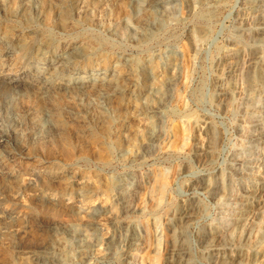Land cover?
Wrapping results in <instances>:
<instances>
[{
    "label": "rangeland",
    "instance_id": "obj_1",
    "mask_svg": "<svg viewBox=\"0 0 264 264\" xmlns=\"http://www.w3.org/2000/svg\"><path fill=\"white\" fill-rule=\"evenodd\" d=\"M5 2L6 11H0V75L26 71V80L36 75L32 68L38 59L35 53L29 59L21 58L23 55L18 52L4 55L5 46L1 39L10 40L18 33L19 39L25 44H49L51 53L59 54L71 45H78L84 55L79 67L90 72L82 75L90 82L85 87L89 95L85 102L87 100L90 108L101 92L98 81L94 82L92 75L98 79L99 72H115L114 81L125 89L111 98L113 108L122 119L111 128L93 109H90L88 119L80 112L81 106L65 96V91H57L43 98L38 96V89L34 88L23 96L12 97L9 94L8 99L5 98L7 102L0 103V113L3 112L0 121L5 120L9 112L10 115L14 112L19 120L24 122L25 118L26 121L18 128L25 137L20 134L18 144H15V158L5 164L3 169L9 174H0V210L13 216L10 219L13 222L5 219L3 214L0 216V225L8 226L11 231L0 237V264L33 263L40 249L50 252L46 256L52 260L51 264H167L172 249L171 233L178 230L181 224L174 213L182 208H194L197 213L196 217L185 218L181 224L187 234L188 248L185 251L190 257L193 256L194 264H223L217 254L241 250L260 252L264 257V240L260 239L258 229L254 227L249 238L238 244L221 240L213 248L209 245L208 233L216 231L218 226L226 228L225 223L220 224V221L231 218L224 219L222 216L224 207L219 203L218 193V196L212 195L200 188V184L209 178L222 180L229 193L240 190L247 182L255 183V179L251 182L237 179L238 168L247 159L260 163L264 170V138L261 136L264 129V93L249 83L251 73H264V35L261 33V28H264V0H173L167 7L170 14L173 12L170 16L172 19L169 18L159 30L151 31V36L142 42L139 39L140 21L148 18L144 3L134 8L128 0H40V12L36 14L37 17L35 15L33 22L27 23L10 14L18 7L19 0ZM250 2L257 3V11L253 16H247V4ZM67 14L69 17L65 16ZM194 33L202 37L196 44L192 41ZM233 51L239 52V55H232ZM174 60L176 66L173 65ZM234 60L239 61L240 67H227ZM129 66H132L131 69ZM150 68L154 71L153 79L147 81L146 74ZM132 70L137 71L134 73ZM176 72L178 75L175 80H178L169 91L171 100L167 101L166 111L163 110L161 117H153L154 122L143 114L149 84L164 92L165 81ZM261 77L259 86L264 84V74ZM221 84L235 87L236 102L232 103L227 97L217 95ZM251 93H255L256 98H249ZM43 113L53 114L52 121H55L51 127L47 126L45 135H35L30 139L26 134L30 119L38 118ZM28 118L29 122L26 120ZM196 120L206 124L196 130L193 125ZM151 128L154 132L165 131V134L158 143L141 149ZM210 129L216 139L215 147L210 154L200 155L194 149L195 143L199 140L206 144ZM124 182L135 183L128 197L131 205L128 212L123 211L118 199L117 188ZM163 182L166 187L160 192L159 187ZM261 204L254 201L250 209H257ZM23 228L26 233H20ZM16 231L22 236L18 241L15 238ZM64 231H69L73 237ZM155 232L161 238L159 241L153 239L152 234ZM130 233H135L141 240L131 248L125 242ZM23 243L27 244L24 248ZM13 244H16L15 247ZM156 244L161 245V249ZM69 248L73 249L70 251ZM127 248L132 251L129 256L125 254ZM83 253L85 256L80 255Z\"/></svg>",
    "mask_w": 264,
    "mask_h": 264
},
{
    "label": "bare ground",
    "instance_id": "obj_2",
    "mask_svg": "<svg viewBox=\"0 0 264 264\" xmlns=\"http://www.w3.org/2000/svg\"><path fill=\"white\" fill-rule=\"evenodd\" d=\"M100 1V0H99ZM108 1V0H107ZM123 1V0H122ZM186 1V0H185ZM50 2V1H49ZM72 2V0H71ZM173 0H128V3L134 8H137L141 3H144V9L146 10L147 17L148 18H143L142 21H140V41H144L146 39L149 38V36H151V31L161 28L166 22L167 20L170 18V16H172L171 14L173 13H169V11L167 10V7L170 3H172ZM219 2V1H218ZM40 0H19V5L18 7L15 9V11H12L10 14L13 17L16 18H21L24 21H26L27 23L29 22H33V19L37 17V13L40 12ZM48 4V3H47ZM71 4V3H70ZM183 4V3H182ZM54 5V4H53ZM63 5V4H62ZM188 5V4H187ZM172 6V5H171ZM174 6V5H173ZM183 7V6H182ZM193 7V6H192ZM7 8V4L5 2V0H0V11H6ZM48 8V7H47ZM62 8V7H61ZM76 8V7H75ZM74 8V9H75ZM186 8V7H184ZM183 8V9H184ZM80 9V8H79ZM78 9V10H79ZM88 9V8H87ZM143 10V8H141ZM190 9V8H188ZM77 10V11H78ZM82 10V9H80ZM79 10V11H80ZM84 10V9H83ZM177 10V9H176ZM186 10V9H185ZM76 11V12H77ZM78 11V12H79ZM257 11V3L256 2H250L247 4V16H253ZM77 12V13H78ZM82 12V11H81ZM85 12V11H84ZM1 13V12H0ZM6 12H4L5 14ZM73 13V12H72ZM57 14V13H56ZM175 14V12H174ZM6 15V14H5ZM36 15V17H35ZM246 15V14H245ZM44 16V15H43ZM66 17H69V15H65ZM56 17V16H55ZM249 18V17H248ZM248 18L246 20H248ZM9 19V18H8ZM73 19V18H72ZM172 19V18H170ZM245 20V21H246ZM12 21V20H11ZM19 22V21H18ZM75 22V21H74ZM169 23V22H168ZM36 25V24H35ZM165 26V25H164ZM137 27V26H136ZM22 28V26H21ZM25 28V27H23ZM28 30V28H26ZM31 29H34V27H32ZM200 29V28H199ZM137 30V29H135ZM139 30V29H138ZM13 31V30H12ZM18 31V30H17ZM22 31V30H21ZM10 32V31H9ZM8 32V33H9ZM19 32V31H18ZM197 32V31H196ZM199 33V31L197 32ZM194 33L192 36V41L194 44H196L197 42H199L200 40H202V37L197 34ZM261 33L264 35V28H261ZM201 34V33H200ZM19 34L16 33L13 35V38L11 36L12 39L8 40V39H1V43L2 45L5 46L4 50V55H8L11 52H18L19 54H22L23 56L21 58L23 59H29L30 56H32V54L34 55V53L37 55L38 59L36 60V62L34 63L35 65L32 67L34 68V71H36V75L33 76L34 78H32L31 80H26V71H21L22 73H11V74H6V75H0V103H3V101L5 102V98L8 97V95L10 94L12 97L15 96H23L25 94H27L28 92H31V90H33L34 88H37V94L39 97H45L48 96L50 94H55L57 91H65L68 98L72 99L73 101H75L78 105L81 106L80 108V112L84 113L86 115V117H89V114H91L90 109L95 110L98 113V117L102 120H105V123L107 122V124H109V128L114 127L113 125L115 123H117V121H119L121 119V115L117 112V110L115 108H113L112 104H111V98L113 99V97L117 96L119 93H121L125 88L119 84H117L114 80L115 79V72L109 71L107 73V71L105 72H99L97 73L98 75V79L93 77L92 75V79L94 80V82L98 81L99 86L100 87V94L98 95V98L90 105H93L92 108L89 107V104L85 102V99L87 97H89V95L86 94L85 92V87L88 86V84L90 83L89 81L85 80L83 78L82 75L86 74V73H90L89 71H85L84 69H81L80 66V61L84 59V55L82 54V51H80L78 49V45H71L69 48L63 50L61 53L56 54V53H51V50L49 49V44H46L47 46H42V45H36V43H32L31 44H25L23 43L18 36ZM29 35V34H28ZM156 35V34H155ZM256 35V34H255ZM154 36V35H153ZM9 37V36H8ZM30 38V37H29ZM135 38V36H134ZM136 39V38H135ZM33 41V40H32ZM137 41V40H136ZM26 42V41H25ZM46 43V42H45ZM52 43V42H51ZM41 44V43H40ZM80 44V43H79ZM142 44V43H140ZM143 45V44H142ZM1 46V45H0ZM193 46V45H192ZM194 47V46H193ZM240 47V46H239ZM1 48V47H0ZM4 48V47H3ZM195 48V47H194ZM241 48V47H240ZM83 49V47L81 48ZM2 50V49H1ZM87 52V51H86ZM2 53V51H1ZM181 54V53H180ZM93 55V53H92ZM91 55V56H92ZM159 55V54H158ZM232 55L234 56H238L239 52L237 51H233ZM90 56V57H91ZM10 57V56H9ZM175 57V56H174ZM242 57V56H241ZM244 57V56H243ZM7 58V57H6ZM36 58V57H35ZM125 58V57H124ZM154 58V57H153ZM180 58V57H178ZM239 58V57H238ZM121 59V58H120ZM126 59V58H125ZM128 59V58H127ZM126 59V60H127ZM177 59V58H176ZM225 59V58H224ZM237 59V58H236ZM235 59V60H236ZM9 60V59H8ZM22 60V59H21ZM87 60V59H86ZM161 60V59H160ZM233 61V62H229V65L227 67H233V66H238L240 67V63L239 61ZM117 61V60H116ZM190 61V60H189ZM27 62V61H26ZM154 62V61H153ZM179 62V61H178ZM184 62V61H183ZM228 62V61H227ZM264 62V61H263ZM32 63V62H31ZM128 64V62H126ZM176 61L174 60L173 65L176 66ZM180 63V62H179ZM122 64V63H121ZM131 64V63H130ZM166 64V63H165ZM12 65V64H11ZM24 65V64H23ZM120 65V64H119ZM132 65V64H131ZM220 65V64H219ZM226 65V64H225ZM241 65H243V63H241ZM159 66V65H158ZM167 66V65H166ZM165 66V67H166ZM244 66V65H243ZM130 67V66H129ZM132 67V66H131ZM130 67V69H131ZM178 67V64H177ZM11 68V67H10ZM117 68V67H116ZM128 68V66H127ZM154 68V67H153ZM176 68V67H175ZM12 69V68H11ZM133 69V68H132ZM167 69V68H166ZM232 69V68H231ZM235 69V68H234ZM18 70V69H17ZM114 70V69H113ZM123 70V69H122ZM121 70V71H122ZM155 70V69H154ZM169 70V68H168ZM167 70V71H168ZM175 70V69H174ZM134 71V70H132ZM137 71V70H136ZM134 71V73L136 72ZM145 71V70H144ZM170 71V70H169ZM119 72V71H118ZM153 70L150 68L146 74V79L147 81H152L153 79ZM174 72V71H172ZM171 72V73H172ZM34 73V72H33ZM83 73V74H82ZM130 73H133L130 71ZM177 73V72H176ZM240 73V72H239ZM262 73V71H261ZM120 74V73H119ZM143 74V73H142ZM156 74V73H155ZM264 74V73H263ZM262 74V75H263ZM69 76L68 78H66V76ZM121 75V74H120ZM129 75V74H128ZM163 75V74H162ZM177 74H172V76L170 78H168L164 85L165 91L161 92L159 89H155L154 86L152 84H149L148 87V91H149V95L146 99V103L143 106V114H145L146 116H148L151 120H154L153 117H161L163 115V110H165V106L167 104L169 99V91L170 89L175 85L176 81L175 80L177 77ZM259 72H253L249 75V83L251 85H254L257 88V91L259 92H263L264 93V84L259 86V81H260V77L262 76ZM85 76V75H84ZM142 76V75H141ZM144 76V75H143ZM161 76V75H160ZM139 77V76H138ZM157 77V76H156ZM165 77V76H164ZM83 78V79H82ZM166 78V77H165ZM262 78V77H261ZM87 79V78H86ZM131 79V78H130ZM127 79V80H130ZM144 79V77H143ZM59 80V82H57ZM122 80V79H121ZM139 80V79H138ZM155 80V79H154ZM160 81V80H159ZM130 82V81H129ZM135 82V81H134ZM140 82V81H139ZM145 82V81H144ZM217 82V81H216ZM222 82V81H221ZM128 83V82H127ZM219 83V82H218ZM129 84V83H128ZM136 84V83H135ZM130 85V84H129ZM144 85V84H143ZM160 85V86H161ZM96 86V85H95ZM90 87V86H89ZM129 88V87H128ZM92 89V88H91ZM97 89V88H96ZM127 89V88H126ZM136 89V88H135ZM239 89V88H238ZM216 90V88H215ZM35 91V90H34ZM98 91V90H97ZM129 92V91H128ZM241 92V91H240ZM90 93V92H89ZM131 93V92H130ZM144 94V93H143ZM172 94V93H171ZM31 95V94H28ZM123 95V93H122ZM125 95V94H124ZM129 95V94H128ZM217 95L219 97H227L229 99L230 102L234 103L236 102L237 98V91L235 89V87L233 85H224L221 84L218 86L217 89ZM92 96V95H91ZM135 96V95H134ZM140 96V95H139ZM256 94L255 93H251L249 98H256L255 97ZM11 97V98H12ZM29 97V96H28ZM31 97V96H30ZM129 97V96H128ZM216 97V96H215ZM239 97V96H238ZM23 98V97H22ZM92 98V97H91ZM126 98V97H125ZM130 98V97H129ZM136 98V97H135ZM143 98V97H142ZM146 98V97H144ZM8 99V98H7ZM120 99V98H119ZM139 99V98H138ZM11 100V99H10ZM9 100V101H10ZM13 100V98H12ZM11 100V101H12ZM49 100V99H47ZM46 100V101H47ZM51 100V99H50ZM55 100V99H54ZM115 100V99H114ZM118 100V99H117ZM227 100V99H226ZM254 100V99H253ZM15 101H18L15 100ZM72 101V102H73ZM128 101V100H127ZM145 101V99H144ZM7 102V101H6ZM126 102V101H125ZM171 102V101H170ZM45 103V101L43 102ZM74 104V103H73ZM125 104V103H124ZM4 105V104H3ZM127 105V104H126ZM6 106V105H4ZM3 106V107H4ZM46 106V105H45ZM64 106V105H63ZM79 106V107H80ZM2 107V108H3ZM11 107V106H10ZM58 107V106H57ZM60 107V106H59ZM142 107V105H141ZM140 107V108H141ZM9 108L8 106L6 107V109ZM12 108V107H11ZM66 108V107H65ZM68 108V107H67ZM66 108V109H67ZM124 108V107H123ZM1 109V108H0ZM5 109V110H6ZM48 109V108H47ZM54 109V108H53ZM58 109V108H57ZM4 110V109H3ZM8 110V109H7ZM6 110V112H7ZM12 110V109H11ZM31 110V109H30ZM36 110V109H35ZM34 110V111H35ZM14 111V110H13ZM29 111V110H28ZM37 111V110H36ZM61 111V110H60ZM64 111V110H63ZM92 111V110H91ZM166 111V110H165ZM5 112V113H6ZM12 112V111H11ZM26 112V111H25ZM49 112V111H48ZM52 112V111H51ZM77 112V111H76ZM250 112V110H249ZM3 113V112H1ZM0 113V114H1ZM68 113V112H67ZM72 113V112H71ZM70 113V114H71ZM7 114V113H6ZM5 114V115H6ZM13 115H10L9 112V116L5 117V120L0 121V174H9L6 173L3 169L5 164H9L10 161H12L15 157L14 155V149H15V144L17 142H19V137L20 134L24 135L25 134L21 131V133H19V127L22 123L26 122L25 118H23L24 122L19 120L18 117H16L14 115V112L12 113ZM64 114V113H63ZM78 114V112H77ZM24 115V114H22ZM28 115V114H27ZM26 115V116H27ZM52 115L50 113H43L41 114L38 118H34V119H30L31 123L29 124L30 127L28 130L24 129L27 131V135L28 137H34L35 135H45L47 133V130H45L46 128H48L47 126L50 125L51 127V123L53 124L55 120L52 121ZM7 116V115H6ZM18 116V114H17ZM56 116V115H55ZM68 116V115H67ZM66 116V117H67ZM71 116V115H69ZM3 117V116H2ZM23 117V116H22ZM25 117V116H24ZM30 117V116H29ZM79 117V116H78ZM21 118V116L19 117ZM27 118V117H26ZM55 118V117H54ZM58 118V117H57ZM68 118V117H67ZM7 119V120H6ZM69 119H71L69 117ZM78 119V118H77ZM29 122V118L26 119ZM122 120V119H121ZM150 120V121H151ZM262 120V119H261ZM149 121V120H148ZM149 121V122H150ZM157 121V120H156ZM72 122V121H71ZM79 122V121H78ZM81 122V121H80ZM155 122V120H154ZM154 122L152 121V125H154ZM66 123V122H65ZM86 123V122H85ZM90 123V122H89ZM88 123V124H89ZM100 123V122H99ZM79 124V123H78ZM83 124V123H82ZM92 124V123H91ZM121 124V123H120ZM159 124V123H158ZM202 124H206L204 123V121L202 122ZM201 122L199 120L194 121V126L196 128V130H199V126L202 125ZM27 125V124H26ZM25 125V126H26ZM55 125V124H54ZM85 125V124H84ZM118 125V124H117ZM126 125V124H125ZM192 125V126H193ZM23 126V125H22ZM21 126V128H22ZM83 126V125H82ZM99 126V125H98ZM106 126V125H105ZM107 126V127H108ZM119 126V125H118ZM121 126V125H120ZM262 126V125H261ZM28 127V126H27ZM57 127V126H54ZM79 127V126H78ZM117 127V126H116ZM156 127V126H155ZM159 127V126H158ZM157 127V128H158ZM212 127V126H211ZM83 128V127H82ZM81 128V130H82ZM189 128V127H188ZM207 128V126H206ZM150 129V128H148ZM156 129V128H155ZM263 129V128H262ZM55 130V129H54ZM80 130V129H79ZM97 130V129H96ZM108 130V129H107ZM118 130V129H116ZM154 129L151 128V131L149 132V136L147 137V139H145V142H141L143 143L141 146V149H147L149 146H151L154 143H158L161 138L163 137V135L165 134L163 131L161 132H154ZM201 130V127H200ZM121 131V130H120ZM149 131V130H148ZM147 131V132H148ZM214 131V130H213ZM260 131V130H259ZM108 132V131H107ZM215 132V131H214ZM53 133V132H52ZM114 133V132H113ZM213 132H211L210 129V133H209V138L208 141H206L207 143H201L196 142L195 143V151L202 155V154H210L214 147H215V136L214 134H212ZM120 134H122V132H120ZM198 134V132H197ZM259 134V133H258ZM257 134V135H258ZM256 135V136H257ZM49 136V135H48ZM47 136V137H48ZM52 136V135H51ZM107 136V135H106ZM116 136V133H115ZM199 136V135H198ZM259 136V135H258ZM261 136L264 138V129L261 132ZM23 137V136H22ZM54 137V136H53ZM51 137V138H53ZM123 137V136H121ZM120 137V138H121ZM125 137V135H124ZM50 138V139H51ZM126 138V137H125ZM22 139V138H21ZM28 139V138H27ZM25 139V140H27ZM31 139V138H30ZM111 139V138H110ZM200 139V138H199ZM23 140V139H22ZM21 140V141H22ZM111 141V140H110ZM196 141V140H194ZM262 141V140H261ZM34 142V141H33ZM32 142V143H33ZM37 142V140L35 141ZM120 142V141H119ZM127 142V140H126ZM125 142V143H126ZM28 143V140H27ZM31 143V142H30ZM18 144V143H17ZM24 144V143H23ZM113 144V143H112ZM110 145V144H109ZM141 145V144H140ZM17 146V145H16ZM194 146V145H193ZM32 148V147H31ZM120 149V148H119ZM194 151V150H193ZM23 153V152H22ZM215 153V152H214ZM257 154V153H256ZM20 155V153H19ZM23 156V155H21ZM255 156V155H254ZM14 157V158H13ZM25 157V156H24ZM208 157V156H207ZM251 157V156H250ZM28 159V158H27ZM205 159V158H204ZM199 161V160H198ZM238 162V161H237ZM264 162V161H263ZM241 163V162H240ZM35 176V175H34ZM164 176V175H163ZM7 177V176H5ZM9 177V176H8ZM33 177V176H32ZM70 177V176H68ZM10 179V178H9ZM17 179V178H16ZM35 179V178H34ZM70 179V178H69ZM67 179V180H69ZM72 179V178H71ZM74 179V178H73ZM72 179V180H73ZM237 179L238 181H243V180H247L250 181L252 179H255V183H249L247 182L245 185H243L241 187L240 190H235L234 193H229L228 189L225 187V185H223L222 180H218L215 181L213 179H206L202 182V184H200V188H202L205 191H208L209 193H211L212 195H217V193L219 194V203L224 207V215H222L224 217V219L227 218H231L230 220H221L220 224H224V226H226V228H222L221 226H218V228L216 229V231H211L208 233V241L209 245L212 246V248L214 247L215 244H217L219 241L221 240H225V241H229V242H237L240 243L242 242L244 239H248L250 234H251V230L255 228L258 229V232L260 233V239L262 238V240H264V170L261 169V164L260 163H253V160L251 159H247L245 161V163L241 164L238 168V173H237ZM66 180V181H67ZM68 182V181H67ZM78 182V180H77ZM81 182V181H80ZM126 182V181H125ZM122 183L119 185L118 189V199L121 202V204L123 205L122 208H124L123 211L128 212L130 209L129 206V193L131 188L133 187V185L135 186L134 182H129V183ZM237 182V181H236ZM71 183V181H70ZM69 183V184H70ZM134 183V184H133ZM30 184V183H29ZM80 184V183H79ZM32 185V184H31ZM76 185V184H74ZM72 185V186H74ZM116 185V184H115ZM152 185V184H151ZM71 186V187H72ZM83 186V185H82ZM158 186V185H157ZM156 186V187H157ZM79 186H77L78 189ZM159 187V186H158ZM165 182L162 183V185L159 187V191H164L165 189ZM236 187V186H235ZM41 188V187H40ZM75 188V186H74ZM85 189V188H84ZM155 189V188H154ZM157 189V188H156ZM155 189V190H156ZM70 190V188H69ZM72 190V189H71ZM70 190V191H71ZM116 190V189H115ZM49 191V190H48ZM196 191V190H195ZM36 192V191H35ZM34 192V193H35ZM74 192V191H73ZM114 192V191H113ZM155 192V191H154ZM153 192V193H154ZM1 193V192H0ZM5 193V192H4ZM45 193V192H44ZM43 193V194H44ZM47 193V192H46ZM50 193V192H49ZM82 193V192H81ZM152 193V194H153ZM33 194V193H32ZM39 194V193H38ZM48 194V193H47ZM77 194V193H76ZM80 194V193H78ZM89 194V193H88ZM115 194V193H114ZM117 194V193H116ZM151 194V195H152ZM35 195V194H34ZM155 195V194H153ZM158 195V194H157ZM4 196V195H3ZM78 196V195H77ZM80 196V195H79ZM218 196V195H217ZM6 197V196H5ZM44 197L46 198V196L44 195ZM55 197V196H54ZM116 197V195L114 196ZM129 197V198H128ZM155 197V196H154ZM152 198V196H151ZM1 199V198H0ZM39 199V198H38ZM44 199V198H43ZM158 199V198H157ZM40 200V199H39ZM51 200V199H50ZM152 200V199H151ZM131 201V200H130ZM153 201V200H152ZM258 202L259 204H261V206L257 209H250L252 206L253 202ZM35 202V201H34ZM37 202V200H36ZM117 202V201H116ZM157 202V200L155 201ZM54 203V202H53ZM50 203V204H53ZM143 203V202H142ZM36 204V203H35ZM55 204V203H54ZM53 204V205H54ZM159 205V204H158ZM157 205V206H158ZM156 206V207H157ZM165 206V205H164ZM163 206V207H164ZM251 206V207H250ZM44 207V206H43ZM57 207V206H56ZM40 208V207H39ZM59 208V207H58ZM200 208V207H199ZM35 209V208H34ZM54 209V208H53ZM44 210V209H43ZM194 208H182L179 212H175L174 216L177 217L178 216V220L179 222L182 224V222L184 221L185 218H189V217H194L195 213L194 212ZM54 211V210H53ZM6 212V211H5ZM8 212V211H7ZM15 212V211H14ZM32 212V211H31ZM68 212V211H67ZM72 211L70 210V213ZM174 212V210H173ZM201 212V211H200ZM28 213V212H27ZM42 213V212H41ZM63 213V212H62ZM252 213V214H251ZM1 214H3V216L5 217V219H11L13 218V216L10 213H2V211L0 210V216ZM33 214V213H32ZM35 214V212H34ZM39 214V213H38ZM45 214V213H44ZM47 214V212H46ZM64 214V213H63ZM61 214V215H63ZM170 214V213H169ZM16 215V214H14ZM72 215V214H71ZM2 216V217H3ZM56 215H54L55 217ZM73 216V215H72ZM72 216L70 218H72ZM171 216V215H170ZM199 216V215H198ZM60 217V216H59ZM65 217V216H64ZM67 217V216H66ZM91 217V216H90ZM94 217V216H93ZM96 217V216H95ZM192 217V218H193ZM196 217V216H195ZM254 217V218H252ZM1 218V217H0ZM69 218V217H68ZM161 218V217H160ZM16 219V218H15ZM50 219V218H49ZM91 219H93L91 217ZM233 219V220H232ZM2 220V219H1ZM8 220V221H9ZM32 220V219H31ZM41 220V219H40ZM72 220V219H70ZM75 220V219H74ZM88 220V219H87ZM12 221V220H10ZM9 221V222H10ZM26 221V220H25ZM56 221V220H55ZM55 221L53 223H55ZM86 221V220H85ZM91 221V220H89ZM2 222V221H1ZM13 222V221H12ZM34 222V219H33ZM36 222V221H35ZM75 222V221H74ZM92 222V221H91ZM3 223V222H2ZM46 223V222H44ZM59 223V222H58ZM76 223V222H75ZM132 223V222H131ZM7 224V223H6ZM16 224V222L14 223ZM27 224V223H26ZM37 224V223H36ZM40 224V222H39ZM57 224V223H55ZM54 224V225H55ZM62 224V223H61ZM128 224V222H127ZM180 224L179 229H175L173 230V234L172 235V249H171V253L170 256L168 257L169 259L167 260V264H194L193 260L191 257L193 256H189L186 253V249L188 248L187 246V234L185 231V228ZM38 225V224H37ZM44 225V224H43ZM129 225V224H128ZM10 226V225H9ZM17 228L21 227L18 225H16ZM39 226V225H38ZM52 226V224H51ZM59 226V225H57ZM126 226V225H125ZM25 227V226H24ZM33 227V226H31ZM37 227V226H36ZM92 227V226H91ZM129 227V226H128ZM217 227V226H215ZM15 228V227H14ZM22 228V227H21ZM20 228V229H21ZM27 228V227H26ZM29 228V227H28ZM42 228V227H41ZM59 228V227H58ZM57 228V229H58ZM63 228V227H62ZM156 228V227H155ZM211 228V227H210ZM13 229V228H12ZM60 229V228H59ZM153 229V228H152ZM10 228H8V226L6 225H0V237L4 234L7 233V231H9ZM65 230V229H64ZM74 231V229H72ZM93 230V229H91ZM148 230V229H147ZM157 230V229H156ZM13 231V230H12ZM23 233L24 228L21 230ZM34 231V230H33ZM56 231V230H55ZM63 231V230H62ZM71 231V229H70ZM127 231H129L127 229ZM155 231V230H154ZM172 231V230H171ZM11 232V231H9ZM58 232V231H57ZM69 232V231H68ZM66 233L64 231V233L66 235H71L69 233ZM79 232V231H78ZM93 232V231H92ZM101 232V231H100ZM133 232V231H132ZM19 233V231H16V241H18V238H22L21 234ZM26 233V232H25ZM28 233V232H27ZM30 233V232H29ZM28 233V234H29ZM35 233V231H34ZM63 233V232H62ZM77 233V232H76ZM75 233V234H76ZM91 233V232H90ZM9 234V233H8ZM31 234V233H30ZM40 234V233H38ZM47 234V233H46ZM57 234V233H56ZM78 234V233H77ZM83 234V233H82ZM93 234V233H92ZM127 234V233H126ZM5 235V234H4ZM37 235V234H36ZM54 235V234H53ZM52 235V236H53ZM95 235V234H94ZM148 235V234H147ZM9 236V235H8ZM27 236V235H26ZM29 236V235H28ZM40 236V235H39ZM59 236V235H56ZM72 236V235H71ZM80 236V235H77ZM90 236V235H89ZM153 239L155 238L156 241H159L161 238L158 234V232H155L154 234H152ZM6 237V236H4ZM37 237V236H36ZM51 237V236H50ZM73 237V236H72ZM76 237V236H75ZM3 238V237H2ZM47 238V237H46ZM52 238V237H51ZM1 239V238H0ZM40 239V238H39ZM42 239V238H41ZM40 239V240H41ZM71 239V238H69ZM74 239V238H73ZM115 239V238H114ZM123 239V238H122ZM14 241V239H12ZM85 240L87 241V239L85 238ZM96 241H98L97 239H95ZM106 240V239H105ZM105 240L103 242H105ZM12 241V242H13ZM22 241V240H21ZM43 241V240H42ZM47 241V239L45 240V242ZM66 241V240H64ZM81 241V240H80ZM109 241V240H108ZM106 241L107 243H110ZM140 238H138L137 235H135V233H130L128 236V239L125 241L126 243H128L131 247H135L139 244L140 242ZM256 241V240H255ZM254 241V242H255ZM11 242V241H10ZM20 242V240H19ZM44 242V243H45ZM49 242V241H48ZM63 241H61L62 243ZM72 242V241H71ZM22 243V242H20ZM50 246L52 245L51 242ZM80 243V242H79ZM78 243V245H79ZM88 243V241H87ZM87 243H84L87 245ZM95 243V242H94ZM93 243V244H94ZM105 243V244H107ZM146 243V242H145ZM157 243V242H156ZM171 243V242H170ZM257 243V242H256ZM262 243V242H261ZM26 244V243H25ZM23 243V248L24 245ZM83 244V243H81ZM113 244V243H111ZM127 244V245H128ZM16 244H13V246L15 247ZM21 245V244H20ZM19 245V246H20ZM29 245V244H28ZM36 245V244H35ZM43 245V244H42ZM46 245V243H45ZM48 245V244H47ZM65 245V244H64ZM72 245V244H71ZM74 245V244H73ZM72 245V246H73ZM77 245V244H76ZM91 245V243L89 244V246ZM153 245V244H152ZM10 246V245H9ZM18 246V245H17ZM27 246V244H26ZM32 246V245H29ZM37 246V245H36ZM49 246V245H48ZM56 246V245H55ZM61 246V245H60ZM70 246V245H69ZM86 246V247H89ZM108 246V245H106ZM116 246V245H115ZM118 246V245H117ZM123 246V245H122ZM155 246V245H154ZM161 246V245H160ZM159 244H156V247H160ZM11 247V246H10ZM13 247V248H14ZM22 247V246H21ZM34 247V246H32ZM31 247V248H32ZM38 247V246H37ZM35 247L36 249H39ZM41 248L43 246H40ZM52 247V246H51ZM53 250V248H51ZM59 247V246H58ZM64 247V246H63ZM66 247H68L66 245ZM71 247V246H70ZM80 247V246H79ZM121 247V246H120ZM118 247V248H120ZM147 247V246H146ZM154 247V248H156ZM12 248V247H11ZM19 248V247H18ZM28 248V247H25ZM46 248V246H45ZM44 248V249H45ZM61 248V247H60ZM85 248V247H84ZM92 248V247H91ZM90 248V249H91ZM137 248V247H136ZM33 249V248H32ZM49 249V247L47 248ZM57 249V248H54ZM70 251L73 249L69 248ZM78 249V248H77ZM81 249V247L79 248ZM86 249V248H85ZM84 249V250H85ZM94 249V248H93ZM161 249V247H160ZM14 250V249H13ZM62 250V249H61ZM68 250V248H67ZM76 250V248H75ZM113 250V249H112ZM128 250V248H127ZM65 251V250H64ZM87 251V250H86ZM89 251V250H88ZM135 251V250H134ZM154 251V249H153ZM157 251V250H156ZM155 251V252H156ZM231 251V250H230ZM39 252V251H38ZM53 252V251H51ZM59 252V251H58ZM91 252V251H90ZM132 252V251H131ZM131 252L128 250L127 252H125V254H127V256H129L131 254ZM217 252V251H216ZM15 253V252H14ZM21 253V252H20ZM25 253V252H24ZM48 252L43 251L42 249H40V253L37 254L33 260V263H29V264H51L52 260L50 258H48L46 255ZM64 253V252H63ZM71 252H69L70 254ZM76 253V252H75ZM85 253V252H84ZM80 254V255H84L85 254ZM115 253V252H114ZM154 253V252H153ZM18 254V253H17ZM55 254V252L53 253ZM74 254V253H73ZM89 254V252H88ZM106 254V253H105ZM10 255V254H9ZM28 255V254H27ZM67 255V254H66ZM93 255V253H92ZM21 256V255H19ZM91 256V255H90ZM218 257V260L221 261L223 264L224 263H229V264H247L249 262H256L257 264H264V257H262L263 255L260 252H254V253H250L249 251H239L237 253H222V254H217L216 255ZM50 257V256H49ZM65 257V255H64ZM73 257V255H72ZM79 257V256H78ZM81 257V256H80ZM125 257V256H124ZM18 258V257H17ZM24 259V258H23ZM28 259V257H27ZM217 259V258H216ZM72 260H74L72 258ZM81 260V259H80ZM196 260V258H195ZM68 261V259L66 260ZM75 262V261H74ZM73 262V263H74ZM77 262V261H76ZM79 262V261H78ZM197 262V261H196ZM26 263V264H27ZM60 263V262H59ZM57 263V264H59ZM65 263V262H64ZM82 263V262H81ZM129 264V263H128ZM153 264V263H152Z\"/></svg>",
    "mask_w": 264,
    "mask_h": 264
}]
</instances>
